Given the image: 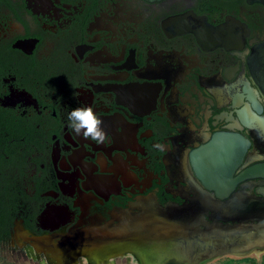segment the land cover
Segmentation results:
<instances>
[{"label":"flooded vegetation","instance_id":"af4514ba","mask_svg":"<svg viewBox=\"0 0 264 264\" xmlns=\"http://www.w3.org/2000/svg\"><path fill=\"white\" fill-rule=\"evenodd\" d=\"M201 22L214 29L207 42ZM84 105L104 143L68 126ZM209 164L235 168L225 192L204 183ZM258 168L264 0H0V244L56 264L81 249L90 264L130 251L142 264L143 238L102 241L128 222L150 231V213L172 207L180 225L254 249Z\"/></svg>","mask_w":264,"mask_h":264},{"label":"water","instance_id":"95a60500","mask_svg":"<svg viewBox=\"0 0 264 264\" xmlns=\"http://www.w3.org/2000/svg\"><path fill=\"white\" fill-rule=\"evenodd\" d=\"M200 26L201 28L197 30L199 39L200 41L207 42L205 33L214 32L213 31L214 29H212L211 26L205 24V22H201ZM209 42H213V41H209ZM220 161L222 160H217L218 163ZM234 169L235 168L232 166H220L219 164L217 165L209 164L205 166L204 169L202 168V172H203L202 178L208 188L216 189L218 192L222 193L225 192L227 190L226 188L230 186L228 184L226 186L225 177L232 175ZM261 170L262 169L258 168L254 171H251V173H255V174H251V176H263L264 174H262ZM170 209H169L170 215L167 214L168 216H166L164 213L163 215H161L160 213H157V211H155V213L154 212L150 213V225H151L150 231L145 227L143 229H140L141 231L139 232L138 231L139 229L135 228L137 226L136 224H134L133 222L132 223L128 222L125 223V225L121 228L120 227L112 228L108 232L109 237L103 240L102 244L105 242L106 243L105 245L109 246L110 244L109 242L114 243L116 241H119L120 237L121 240H128V241L134 239L141 240V238H143V243L138 244L140 250H142L143 252L145 251L142 257V264H189V263H183L182 260H186L187 262L188 261L187 259L190 256L192 257L199 256L198 259H200L201 255L203 254L201 253L202 250H200L199 248L194 249V251L193 250L188 251V248H183L184 253H182L179 247L182 244L187 245L189 243H193L196 241L197 242L204 240L212 241L214 240L213 237L209 234L198 231V227L196 223L195 222L191 223V221H189L186 217H185L186 218L185 224L180 225L179 222H176L174 220V216L171 215ZM51 218L43 219V222H46L47 220L48 222L54 220L53 217ZM164 218H167V220L165 219V221H163ZM226 238L220 237V240L226 243L225 242ZM146 247H148V249ZM173 248L174 250L175 248H177V250H175V252L169 251V249L172 250ZM157 250L162 252L158 254ZM218 250L212 252L210 255L211 257H204L207 259L200 260V262H196L195 264H202L206 261L212 260L215 257L222 256L225 253H227L226 250H228V248L224 247L223 250H220V252ZM108 251L111 252L112 249L109 248Z\"/></svg>","mask_w":264,"mask_h":264},{"label":"clouds","instance_id":"9594fccd","mask_svg":"<svg viewBox=\"0 0 264 264\" xmlns=\"http://www.w3.org/2000/svg\"><path fill=\"white\" fill-rule=\"evenodd\" d=\"M68 126L77 135H83L86 139H91L96 143H104L107 139V134L102 128V119H100L95 113L94 109L89 105H84L72 109L68 113ZM155 147L160 148V145ZM81 255L79 256L76 264H90L88 256L85 254L84 249H81ZM36 253H33V258ZM257 256L264 255V253H257ZM95 261V258H93ZM127 264H139L136 255L133 252H128L122 258L108 257L105 264H122L123 261ZM33 264H47V260L41 257L39 260H33Z\"/></svg>","mask_w":264,"mask_h":264},{"label":"rangeland","instance_id":"374dc122","mask_svg":"<svg viewBox=\"0 0 264 264\" xmlns=\"http://www.w3.org/2000/svg\"><path fill=\"white\" fill-rule=\"evenodd\" d=\"M255 250L256 248L252 249V251L247 254L234 256L224 254L202 264H262L264 261V255L257 256V253L254 252ZM34 252L36 255L33 258ZM258 253H264V250H261V252L259 251ZM41 257H43L42 254L36 252L35 248L29 250V248L17 246L16 243L0 244V264H33V260H39ZM47 264H56V262L50 263L49 260H47ZM122 264H127L126 260L123 261Z\"/></svg>","mask_w":264,"mask_h":264},{"label":"bare ground","instance_id":"6f19581e","mask_svg":"<svg viewBox=\"0 0 264 264\" xmlns=\"http://www.w3.org/2000/svg\"><path fill=\"white\" fill-rule=\"evenodd\" d=\"M249 234V233H248ZM255 234V233H254ZM247 235V234H244ZM256 235V234H255ZM243 236V235H241ZM241 236H235V237H227L226 238V243H224L223 241H211V240H204V241H200V242H193V243H189V244H185V245H181L180 251L182 253H184L183 248H188V251L199 248L201 251V253L203 255H201L200 259H198L199 256H190L188 257V261L186 262V260H182L183 263H189V264H195L196 262H200V260H204L207 258L204 257H211V253L217 251L218 249L223 250L224 247H230L229 249L233 252H227L225 254H230V255H241V254H247L248 252H251L253 248H250L251 246H253V244H248V246L246 247L244 243L243 239H247V238H243ZM254 236V235H253ZM240 237V238H239ZM251 240V239H250ZM248 241V239H247ZM258 246V245H257ZM222 248V249H221ZM257 249L254 251L256 253H258L259 251L261 252V250H264V244H261L259 247H256ZM238 249H240V251H238ZM261 249V250H259ZM154 250V249H153ZM175 250H177V248H175ZM174 248L171 250L169 249V251H173L175 252ZM220 250H218L220 252ZM137 251V250H136ZM162 251L157 250V253L160 254ZM263 252V251H262ZM144 254V253H142ZM161 256V255H159ZM155 259V258H154ZM197 260V261H196Z\"/></svg>","mask_w":264,"mask_h":264},{"label":"trees","instance_id":"16d2710c","mask_svg":"<svg viewBox=\"0 0 264 264\" xmlns=\"http://www.w3.org/2000/svg\"><path fill=\"white\" fill-rule=\"evenodd\" d=\"M4 217H0V223H1V220L3 219ZM5 237H6V233L3 232V230H1L0 228V242H4L5 241ZM264 264V261L263 263Z\"/></svg>","mask_w":264,"mask_h":264}]
</instances>
